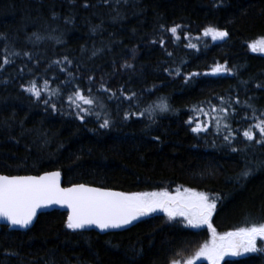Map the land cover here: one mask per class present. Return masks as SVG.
<instances>
[{"label":"trees","instance_id":"trees-1","mask_svg":"<svg viewBox=\"0 0 264 264\" xmlns=\"http://www.w3.org/2000/svg\"><path fill=\"white\" fill-rule=\"evenodd\" d=\"M215 3L0 0V34L7 37L0 39V63L8 54L6 47L20 53L0 70V174L58 170L64 185L124 193L183 186L220 194L211 218L218 233L249 221L264 222V146L242 136L256 118H264V53L248 47L264 37V0ZM176 24L183 26L178 41L160 27ZM209 25L229 36L221 41L203 36ZM32 33L42 39L34 42ZM189 43L197 47H186ZM64 57L71 64L55 63ZM126 62L132 67H122ZM217 63L231 71L212 74ZM190 73L200 75L185 82ZM32 80L38 86L48 80V91L60 92L50 96L42 90L38 100L21 88ZM77 86L84 95L91 89L96 100L92 110L102 112L100 120L95 115L85 122L76 118L68 96ZM133 93L136 98L130 99ZM160 97H167L172 111L157 113L154 121L147 114L124 119L125 113L138 114ZM221 97L232 102L230 114L235 109L227 121L236 130L231 144L223 139L227 131L216 128L215 117L223 114L210 108L221 106ZM45 99L50 100L47 106ZM51 104L58 110L52 111ZM247 105L256 109V118ZM105 112L113 123L101 129ZM189 117L191 127L199 121L209 130L193 133L186 123ZM254 132L259 139L258 130ZM246 167L252 174L237 180ZM66 220L65 212L53 210L40 214L27 231L0 226V264H169L208 235L205 228L170 222L161 212L105 234L68 229ZM221 264H264V253L239 255Z\"/></svg>","mask_w":264,"mask_h":264},{"label":"snow or ice","instance_id":"snow-or-ice-1","mask_svg":"<svg viewBox=\"0 0 264 264\" xmlns=\"http://www.w3.org/2000/svg\"><path fill=\"white\" fill-rule=\"evenodd\" d=\"M107 3V0H105ZM223 3V0H217L213 6L217 7ZM87 6V5H86ZM162 30L171 33L174 41H178L180 36L178 30L182 29V25L176 24L170 28L165 29L164 25L160 26ZM95 30V29H93ZM203 36H211L215 40H224L229 36L226 30H221L216 26H206L203 29ZM32 37L35 41H39L42 37L38 33H32ZM184 38L188 39V33H184ZM0 39L7 41V37L0 34ZM156 41H153L155 43ZM161 46L165 44V40L161 38L159 40ZM186 47L195 49L196 44L189 43ZM252 51L264 52V37L259 38L248 45ZM5 52L8 53L3 63H0V70L5 65L12 63L10 56H18L19 52H8L7 47ZM95 55V53H93ZM25 56H30L25 52ZM171 56V53H168ZM67 63L71 64V61L67 57H64L63 61H55V63ZM183 63V62H182ZM122 67H132L127 62ZM63 71V69H61ZM231 69L226 65L217 63L212 69V74L230 72ZM165 72L171 74L170 69H165ZM176 75H180V69H175ZM208 73H205L207 75ZM200 75L199 73H190L185 76V82H188L191 78ZM71 77V74H69ZM92 78L89 77V80ZM65 81L64 83H69ZM49 81L45 80L43 86H38L35 80L29 81L27 85L22 84L23 91L30 93L38 100L42 99L41 91H48ZM101 88L104 91L108 89L104 88L103 84ZM89 94L84 95L79 86L75 91L68 96L69 106L74 109L75 116L81 122L86 121L87 116L95 115L97 120L101 119L102 112H94L93 106H96V100L91 96V89L88 90ZM60 89H52L48 91V94L58 95ZM115 95V93H113ZM135 93L132 94L130 99H135ZM220 99V105H211V111L216 113H222L215 117L216 128L219 132L221 129L226 130L227 134L223 136V139L228 144H231L236 138V130H234L230 123L227 121L230 119V115L235 114V109H232L230 114L228 109L232 108V102L225 100L223 97ZM44 104L47 106L50 104V100L45 99ZM235 103H239L236 100ZM82 105H88L85 108ZM101 109L104 105L99 104ZM247 107L252 109L253 118L255 117L256 109L251 105ZM52 111H57L55 104H51ZM172 111L171 105L168 102L167 97H160L156 102L150 104L147 108L137 113H125L124 119H129L130 115H139L143 117L147 114L149 120L155 119L157 113H166ZM199 111L203 112V108H199ZM207 115V113H205ZM103 122L99 124L101 129H107L112 126L113 121L108 118V114L103 113ZM261 117H264V113H261ZM258 122L255 125H249V128L242 132V136L247 140L264 146V118H256ZM192 118L186 121L191 127ZM207 123L196 122L194 127H191L193 133L199 134L200 132L207 131ZM254 130H258L259 139L256 138ZM158 139V138H157ZM233 152L240 151L237 148H232ZM253 169L246 167L240 175L236 178L247 179L252 174ZM61 173L59 171L46 172L40 176H5L0 175V220H4L9 228H29L37 216V210L57 204L66 205L69 210L66 227L72 230L85 229L88 226L95 225L101 231L109 229L121 228L124 225L131 224L138 217L146 216L157 210L167 214L168 220H176L177 217L182 218L176 221L182 223L184 227L197 228L200 225H208L211 231V240L203 243L196 251L195 255L187 259H173L169 264H194V260L199 257H206L209 264H220L221 259L227 254L241 255L242 253H255L264 252V243L258 247V240L264 242V222H247V226L238 227L234 231H228L223 234H218L216 229L212 227L210 219L213 212L217 208L218 202L221 200L219 193L210 194L206 192H197L193 189L185 188L181 192L180 188H177L176 195H171L167 190L151 193H120L100 188L88 187L84 184H75L69 188L60 187L59 179Z\"/></svg>","mask_w":264,"mask_h":264},{"label":"water","instance_id":"water-1","mask_svg":"<svg viewBox=\"0 0 264 264\" xmlns=\"http://www.w3.org/2000/svg\"><path fill=\"white\" fill-rule=\"evenodd\" d=\"M54 171H58V170H51V171H48V172H54ZM60 172V171H59ZM44 173L46 172H43L41 174H38V175H32V174H29V175H6V174H0V175H5V176H40V175H43ZM61 173V172H60ZM59 183H60V187L62 188H69L75 184H72V185H64L63 184V177H62V174L60 176V179H59ZM84 185H87L88 187H92V188H99V187H95V186H92V185H88V184H84ZM100 189H104V190H109V191H113V192H120V193H124L120 190H114V189H105V188H100ZM53 210H58V211H61V212H65L66 213V216H68V212L69 210L67 209V206L66 205H57V204H53V205H50V206H47V207H44V208H41V209H38L37 210V216L34 217V220H33V223L32 225L29 227V228H26V229H20V228H9L7 226V223L6 221L4 220H0V226H7L9 230H16V231H27L28 229H30L34 223L36 222L38 216L42 213H47V212H50V211H53ZM153 213H150L146 216H149V215H152ZM143 217V216H141ZM140 218V217H138ZM137 218V219H138ZM136 219V220H137ZM135 222V220L129 224V225H124L122 226L121 228H115V229H109V230H106V231H101L100 229H98L95 225H91V226H88L86 227L85 229H78L79 231H95L99 234H105V233H108V232H116V231H123V230H126L128 228H130L132 226V224Z\"/></svg>","mask_w":264,"mask_h":264},{"label":"rangeland","instance_id":"rangeland-1","mask_svg":"<svg viewBox=\"0 0 264 264\" xmlns=\"http://www.w3.org/2000/svg\"><path fill=\"white\" fill-rule=\"evenodd\" d=\"M206 37L209 38V39H211V40H213L211 36H206ZM213 41H214V40H213ZM215 41H221V40H215ZM250 50H251V49H250ZM257 52H258V53H264V52H261V51H257ZM177 188H180V190H181V192H182L183 189H185L186 187L178 186V187H174V188H172V189H159L158 191H151V192H160V191H162V190H167L171 195H176V190H177ZM188 189H190V188H188ZM193 190H194V189H193ZM195 191H197V192H201V191H198V190H195ZM151 192H131V193H151ZM157 211L162 212L161 210H157ZM214 212H215V211H214ZM214 212H213V214H214ZM162 213L165 215V217H166L167 220H168L167 214L164 213V212H162ZM213 214H212V216H213ZM211 218H212V217H211ZM181 219H182V218L177 217L176 220H173V221H170V222H176V221L181 220ZM168 221H169V220H168ZM210 223H211V219H210ZM188 228H191V227H188ZM202 228H205V229L208 231V235H207V237H205L203 240H200V241H198V242H197V241L194 242L190 247H187V248L183 251V253H179V255H178L175 259H181V258L187 259V258H189V257L194 256L195 253H196V251L199 249V247H200L203 243H205L206 241H210V240H211V235H212V234H211V231H210L208 225L203 224V225H200V226L197 227V228H191V229H202ZM217 233H218V232H217ZM224 233H225V232H224ZM218 234H223V233H218ZM262 243H264V242H261V241L258 240V242H257L258 247H260V246L262 245ZM250 253H251V252H250ZM255 253H259V252H255ZM262 253H264V252H262ZM245 254H248V253H242L241 255H245ZM237 256H239V255H231V254H227V255H225V256L223 257V259H221L220 264H221V262H222L223 260H225V259H232V258L237 257ZM199 261H204V262H206L207 264H209V261L207 260L206 257H199V258H197L196 260H194V264L197 263V262H199Z\"/></svg>","mask_w":264,"mask_h":264}]
</instances>
